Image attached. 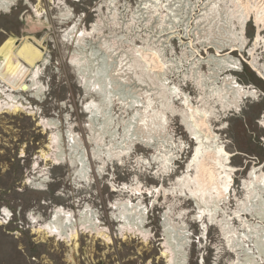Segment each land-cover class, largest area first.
Returning <instances> with one entry per match:
<instances>
[{
	"label": "rangeland",
	"instance_id": "obj_1",
	"mask_svg": "<svg viewBox=\"0 0 264 264\" xmlns=\"http://www.w3.org/2000/svg\"><path fill=\"white\" fill-rule=\"evenodd\" d=\"M112 1L116 7L111 6L110 10L105 6L104 0H34V2L33 0H17L15 5L6 10L5 8L0 10V46L7 40L16 39V43H20L23 39L31 37L34 41L42 42L38 48L44 56V64L40 63L43 67L39 66L40 75L37 80L42 93L38 95L33 94V90L27 89V85L30 84L29 76L23 78L22 84L17 89L10 87L12 83L6 81L0 71L1 87L11 88L9 90L13 92L12 95L19 103L25 105V109L17 115L0 114V203L17 206L16 222L10 221L11 227H3L0 231V264H166V261L161 258V251L164 248L161 224L163 220L166 222L165 218L176 226L177 231L183 232L188 237L184 249H181L184 252V264H230L234 259L235 262L239 259L240 264L246 248L243 245L238 246L236 253L231 252L224 235L228 237L235 234L236 237H241L247 230L244 223H256L257 220L253 218L245 215L236 217L232 212L237 210L238 202L244 200V191L241 187L249 170L264 167V135H261L260 127L254 128L248 122V117L243 115V112L249 111L247 104H244L241 114L236 117L242 122V126L230 124L229 131L221 129L219 121L211 120L210 122L220 145L230 144L232 148L228 157L230 167H234L232 168L233 191L231 190L232 194L227 197L226 206H222L220 211H217L218 220L225 219L226 216L231 219L223 232L214 225V222H211L210 217H204L203 223H200V220L194 221L193 218L197 217L199 210L192 200L186 201V198H183L180 201H175L176 199L173 201L171 198L164 200L162 197L155 199L146 196L140 202L142 207L148 208L144 229L148 231L149 241L144 243L139 236L135 239L130 236L124 239L116 230L118 225L112 219L110 208L122 197L120 193L112 192L111 186L120 188L123 184L134 186L138 183L143 188H159L160 185L165 188L172 187L173 181L181 176L185 165L187 166L190 162L191 152L195 146L193 140L180 126V119L176 116L169 117V126L165 132L167 141L170 140L168 142L162 138H154L149 142L143 134L128 139V136H123L124 122L129 120L133 126H136V121L130 117L136 113V110L141 112L138 114L139 118L144 116L142 109L152 93L151 74L147 67H143L134 49L148 53L154 43L159 45L168 39L163 47H158L160 48L158 60L166 61L173 66L170 68L172 69L170 76L168 75L169 81L172 85L177 84L176 86L193 99L198 96V92L190 81L181 80L187 78L190 66L199 63L197 72H201L202 77L205 76L202 85L209 86L206 83L214 78L209 80L208 76L215 75L213 66L206 64L208 55H213L214 51L206 49L207 55L201 50L202 45L197 39L200 34H196L201 26L194 31V25L190 24L195 15H198V8L191 13V19L189 18L188 29H191L193 34L182 32L186 24L183 22V25L179 24L177 32L160 37L158 31L154 32L156 23L150 19L149 10L143 7L148 0L147 2L146 0ZM187 1L191 6H194L192 4L196 2V0ZM186 4L181 3L180 7V13L184 17L188 7L185 6ZM35 11L40 17L36 16ZM109 12H117L119 20L110 21ZM133 15L135 22L129 24L127 21ZM75 25L76 30H85L89 35L79 40L81 41L79 43L68 42L64 37ZM208 29L207 27L205 32ZM254 31L253 23L249 22L246 29L248 41H253ZM80 50L83 53L82 56L88 57L89 54H94L90 58L95 64L104 59L107 67L102 74H106L108 78L111 77L119 84L115 87L116 84L113 81L112 87L107 86L111 90V103L108 107H103L102 111L99 110L92 122H89L90 117L86 115V105L92 99L99 103L100 99L91 90L84 89L80 83L77 68L70 65L72 55ZM197 50H199L198 53ZM225 53L226 51L223 52ZM257 53L258 57H261L260 64L264 66V55L261 54V50ZM232 55L241 60L242 70H235L228 74H232L231 76L245 87L264 91L259 88L261 84H264L262 79L264 75L260 78L249 68L248 56L245 58L244 53L240 56L236 52ZM183 56L187 62L183 60ZM120 60H122V70L114 71V63L118 64ZM180 63L183 64L180 65ZM29 70H31L30 67ZM23 86L25 88H22ZM119 89L135 96L144 94L140 97L143 100H139L137 104L140 106L134 108L133 105L129 108L130 104L126 102L127 100L119 99ZM249 103L254 102L249 101ZM194 104L197 105L196 102ZM217 110L219 109L215 108V111ZM138 115L135 118H138ZM105 116H111V119L108 120L109 123L102 126L100 123L106 118ZM41 119L43 122L53 121L58 124L56 130L60 136L57 142L59 149L55 152L61 151L64 154L63 162L60 164H55L52 161L53 158H48L47 161L39 158L40 151L45 154L52 153L47 147L50 133L40 125ZM225 122L229 121L225 120ZM143 123L139 129L148 131V120L145 119ZM88 125H91V129H88ZM70 131L74 132L79 139V156L85 157L87 170L90 171L87 185L75 178L73 168L69 165V156L74 149L68 146L67 138ZM96 131L95 134L99 136L96 135L95 141L92 135ZM111 131L114 134L111 135ZM181 146L185 147L180 153ZM105 154L108 156L119 154L117 157L120 158V162L115 159L105 161L103 165L100 159L106 158ZM154 157L157 161L153 159ZM162 158H171V162L168 163L169 177H162L163 182H160L156 179V173H162L161 168L164 172L166 171L163 168L164 165L160 163ZM154 200L155 204L151 206ZM132 202L136 205L138 200ZM58 207L71 212L73 223L76 224L79 210L82 213L85 211L89 213L91 210L100 227L108 229L113 243L106 245L101 239H94L87 233L81 234L78 240V256H74L71 253V246H67L65 242H59L55 238L43 240L42 236L34 233L31 217L37 218L39 223L43 224ZM181 210L185 211V214L179 217ZM21 213H23L22 216ZM206 224L207 230L204 228ZM179 226L184 229L179 230ZM261 227L264 234V223ZM78 228L80 233V227ZM17 232H27V236L22 244L14 247L13 240ZM67 256H71L72 260H69ZM179 259L180 256H176V261Z\"/></svg>",
	"mask_w": 264,
	"mask_h": 264
},
{
	"label": "bare ground",
	"instance_id": "obj_2",
	"mask_svg": "<svg viewBox=\"0 0 264 264\" xmlns=\"http://www.w3.org/2000/svg\"><path fill=\"white\" fill-rule=\"evenodd\" d=\"M16 2L17 0H0V10L1 8H5L6 10L12 5H15ZM104 2L107 9L114 5V1L112 0H104ZM181 3H187L185 5L186 7L188 6L185 12L186 17L180 13ZM188 3L189 1L187 0H148L146 4L149 5L147 10H149L148 13L151 15L150 19L156 23L154 32L158 31L160 37L165 34L177 32L176 29L180 23L183 25V22H186V24H184L185 28L182 32H185V34H193L191 29H188L189 18L191 13L198 8V15H195V18L190 21V24L194 25V31L201 26L196 33L200 34L197 39L199 41L198 43L202 45L201 50L205 52L207 51L206 49H212L214 51L213 55H208L207 52L205 53L208 55L206 64L213 66V74L215 76H208L209 80L210 78H214L212 81L206 83L209 86L202 85L203 77L205 76L202 77L201 72H197L199 63L190 66L187 78L181 80L186 79V81H190L195 91L198 92V96L193 99L189 94L183 92L179 86H176L177 84L172 85L171 81H169V74L172 71L170 68L173 66L171 64L169 65L166 61L158 60L160 56V51L158 52L160 48L158 47H163V44L167 43L168 39H165L159 45L154 43L153 46L150 47L148 53L144 50L138 49L135 51L134 49L135 53H139L138 58L140 62L143 63V67H147L151 74L152 93L151 98L148 97V101H146V105L144 109H142V111L144 110L142 113L144 116L139 118L138 114L141 112L136 110V113L130 117L136 121V126H133L132 122L129 120L124 122L123 136H128V139L129 137L131 138L143 134L149 142L153 141L152 139L154 138H162L168 142L170 140L167 141L168 138L165 136V132L169 126V117L172 118L176 116L180 119V126L185 130L188 137L193 140L195 146L194 150L191 152L190 162L187 166L185 165V170L182 172L181 176L173 181L174 184L173 186L171 185L172 187L165 188L163 185H160L159 188H143L138 183L134 186L123 184L120 188L113 185L111 186L112 192L120 193L122 197L111 205L110 210H112V219L118 225L116 230L124 239L126 237L128 238V236L132 239L139 236L144 243L149 241L148 231L144 229L145 215H148V208L142 207L140 202L145 196L155 199L162 197L164 200L166 198H171L173 201L174 199H176L175 201H180L183 198H186V201L192 200L199 210L197 217L193 218L194 221L200 220V223H203L205 222L204 217H210L211 222H214V225L220 228L221 232H223V229L228 226L231 221L228 216H226L225 219L218 220L217 211H220L222 206H226L227 197L232 194V168L234 167H230L229 157L221 159L218 148V146L221 145L217 135L213 132L210 122L211 120L218 121L214 118V115L218 112V110L215 111V108H218L220 113L230 112L233 104L238 102L241 104L244 103L245 98L240 95V90L242 89L247 92L251 89L243 86L242 83L240 84L237 79L231 76L232 74H228L235 70H242L241 60L233 57V53H239L240 56L244 53L246 55L245 58L248 56L247 64L249 68L260 78L264 75V66L260 64L261 57H258L259 54L257 53V51L261 50V54L264 55V0H196L194 4L191 3L194 6H191L190 3L188 5ZM114 6L116 7V5ZM35 12L36 16L40 17L39 13L37 11ZM116 13L109 12L108 15L111 16L110 21L116 22L119 20ZM127 22L129 24L135 22L134 15L131 16V19ZM249 22L253 23L255 29L253 41H248L246 38V29ZM207 27L209 29L205 32ZM65 33L67 32L65 31ZM87 33L88 32L85 30H76L75 25L64 37L68 42L72 41V43H74L76 41L79 43L81 42L79 40L89 36ZM16 41V39L7 40L0 46V71L3 73L6 81L10 84L12 83L10 87L17 89L20 87V84H22L23 78L29 76L30 84L27 85V89L28 91L33 90V94L38 95L42 93V88L37 81L40 75L39 68L42 66H40V63L42 64L44 62V56L38 48V46L42 45V42L39 40L34 41L31 37L23 39L20 43H16ZM224 51H226L225 54H223ZM198 52L199 50H197V53ZM81 54H83L81 50L75 51L70 59V65L75 69L77 68V74L84 89H88L87 91L91 90V92L97 94L100 99L99 103L93 99L89 103L87 102L88 104L86 105L85 112L86 115L90 117L89 122H92L93 117L97 116L99 110L102 111L103 107H108L111 103V90L108 89L107 86L111 85L112 87L114 80L111 77L108 78L106 74H102L107 67V63L104 59H101V61L95 64L90 58L94 56V54H89L88 57L85 55L82 56ZM241 59L244 58L241 57ZM183 60L187 62L184 56ZM115 64L116 63H114L113 67L115 69L114 71L117 69V72H120L122 70V60H120L116 66ZM181 64L183 63H180V65ZM29 67L31 70H29ZM177 69H179L178 66ZM224 74L226 75L223 76ZM106 83H108V85H106ZM114 83L116 84L115 87L119 85L115 81ZM237 85H239V89ZM177 88L180 89L178 93L176 91ZM9 89L1 87L0 85V114L8 113L17 115L25 109V105L23 106L19 103L17 98L12 95L13 92ZM118 94L120 96L119 99L124 101L127 100L126 102L130 104L128 106L129 108H132L133 105L134 108H138L140 106L137 105L139 100H143L140 97L144 95L141 93L135 96V94H129L128 91L124 90H120ZM194 102H196L197 105H195ZM176 112L177 115H175ZM168 114L170 116H168ZM136 115H138V118H135ZM105 117L102 123H100L102 126L109 123L108 120L111 119V116ZM145 119H147L149 123L148 131L139 129V127L143 126ZM40 125H42L45 131L49 130L50 136L47 147L52 153L45 154L43 151H40L39 158H43L45 161H47L48 158H53L52 161L55 164H60L63 162L64 154L61 151L55 152L56 149H59L57 142L60 136L56 130L58 124L53 121L43 122L41 119ZM90 126L91 125L87 126L88 129H91ZM102 129L104 130L105 128ZM95 133H97V131L93 132L92 136L93 140L96 141L99 134ZM112 134L114 133L112 132L111 135ZM162 134H164V136H162ZM67 139L68 146L74 148L69 156V165L73 168L75 178H78L82 183L84 182L87 185L90 178V171L87 170L85 157L79 156L78 148L80 146V141L72 131H70ZM184 147L185 146H181L179 148L180 153L184 150ZM105 156L106 158L100 159L103 165L105 161L120 160V158L117 157L119 154H110L109 156L105 154ZM111 156L115 157L113 158ZM153 159L157 161L156 157ZM160 161L167 172H164L161 168L162 173H155L157 176L156 179L163 182L162 177H169L167 174L169 172L168 163L171 162V158H162ZM241 188L244 191V200L238 202L237 210L232 213H234L233 215H236V217L245 215L257 221L256 223H244L247 230L241 237H236L235 234L228 237L224 235V237L226 238V243L231 249V252L236 253V247L238 246L242 247L243 245L246 248V251L243 252V261L240 264H264V234L261 227L264 223V167L263 169L259 167L258 169L252 168L251 171L249 170L245 181L243 180ZM233 198L235 199L236 197ZM135 200H138L136 205L132 202ZM154 204L155 200L152 202L151 206ZM184 214L185 211L181 210L178 216L182 217ZM93 215L91 210L89 213L87 211L82 213V211L79 210V218H76L78 221L76 224L73 223L74 219L71 218V212L58 207L53 211L51 217L45 223L41 224L37 218L31 217V224L33 225L34 233L42 236L43 240L55 238L59 242H65L67 246H71L72 255L78 256V240L81 234L87 233L94 239H101L106 245H111L113 243L108 229L100 227L99 222L94 219ZM165 219L166 222L163 220L161 224L163 228L162 236H164V248L163 251H161V258L166 261V264H184V252H182L181 249H184L188 237L183 232L177 231L176 226L171 224L169 219L168 221L167 218ZM207 226L206 224L204 227L205 230H207ZM78 227H80L82 233H79ZM183 229L184 227L179 226V230ZM233 243L235 244L232 245ZM242 250L244 249L242 248ZM178 255L180 259L176 261V256ZM67 258L72 260L71 256H67ZM234 260L230 262V264H239V259H236V262Z\"/></svg>",
	"mask_w": 264,
	"mask_h": 264
},
{
	"label": "snow or ice",
	"instance_id": "obj_3",
	"mask_svg": "<svg viewBox=\"0 0 264 264\" xmlns=\"http://www.w3.org/2000/svg\"><path fill=\"white\" fill-rule=\"evenodd\" d=\"M34 2V0H33ZM143 7L147 8L149 5L145 4ZM160 50L158 49V52ZM170 51V50H169ZM139 55V53H137ZM162 54V53H161ZM239 89V85H237ZM260 89H264V84L259 86ZM177 93L180 91L179 88L176 89ZM240 95L244 97V103H236L231 107V111L228 113H220L219 110L217 114L214 115V118L219 121V127L230 131V124H240L242 126V122L239 119H236L241 114V110L244 107V104L248 105L249 111L243 112V115L248 117V122L255 128L260 127L262 129L261 135H264V91H260L259 89H250L245 92L242 89L240 90ZM249 101H253L254 103H249ZM231 117V119H229ZM228 120L229 122H225ZM258 122V123H257ZM223 143V142H222ZM221 159H224L229 156V153L232 151L231 145L227 146H218ZM146 163V161H145ZM16 210L17 206L7 203H0V231H2L3 227H11V223L16 222ZM23 213H21V216ZM31 216V214H29ZM11 221V223H10ZM23 225L21 224V228ZM27 236V232H17L15 234V239L13 240V246L17 244H22L24 242V238Z\"/></svg>",
	"mask_w": 264,
	"mask_h": 264
},
{
	"label": "water",
	"instance_id": "obj_4",
	"mask_svg": "<svg viewBox=\"0 0 264 264\" xmlns=\"http://www.w3.org/2000/svg\"><path fill=\"white\" fill-rule=\"evenodd\" d=\"M22 88H25V86H23Z\"/></svg>",
	"mask_w": 264,
	"mask_h": 264
}]
</instances>
